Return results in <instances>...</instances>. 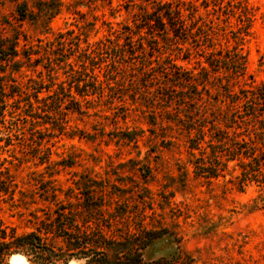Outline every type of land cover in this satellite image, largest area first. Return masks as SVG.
I'll return each mask as SVG.
<instances>
[{
	"label": "rangeland",
	"instance_id": "1",
	"mask_svg": "<svg viewBox=\"0 0 264 264\" xmlns=\"http://www.w3.org/2000/svg\"><path fill=\"white\" fill-rule=\"evenodd\" d=\"M61 1V10L51 18L48 29L33 32L28 22L22 23L21 29L30 41L26 49L43 46L58 34L78 36L80 47L89 45L88 50L106 38H116L122 45L124 34H130L134 43H143L150 67L172 59L182 70L197 74L200 67L208 68V52L231 49L235 45L234 32L239 31L244 37L239 48L246 56V70L239 85L252 90L264 82V0H232L231 4L237 5L232 12L226 9L230 0H169L181 2L186 19L194 8L196 26L212 37L209 42L202 37H197L198 42L192 38L179 41L180 51H156L148 46V28L135 20L139 12L136 4L141 0ZM147 7L150 11V5ZM13 9L14 3L4 0L3 18L13 22ZM23 44L20 41L19 45ZM37 56L33 54L32 58ZM77 56L74 52L68 61L77 66ZM40 64L21 67L20 71L32 78L41 71L47 82V71ZM103 66L93 69L99 81L105 79ZM64 70H56L57 82L67 81ZM20 81L26 85L27 77ZM140 89L146 90L142 85L129 87L123 95L115 93L109 98L111 92L105 88L100 100L90 96L92 104L82 101L83 115L61 108L66 113L62 132L41 110H37L39 117L27 116L26 121L22 115H14L12 120L6 115L5 125H16L20 131L11 132L9 143L0 142V158L6 160L15 184L13 195L0 193V228L7 232L13 229L16 234L29 232L48 210L54 209L55 202L64 212L76 206L79 218L86 216L81 204H97L105 209L100 228L106 235L166 230L145 249V263L264 264V187L251 181L238 191L228 182L230 175L226 172L212 179L211 184L203 178L195 179L184 138L177 137V131L166 127L164 121L148 123L153 103L146 92L139 94ZM49 114L53 116L52 111ZM194 154L199 156L196 150ZM234 164L229 163L228 171ZM238 173L236 168L233 174ZM83 263V259L72 258L55 264ZM0 264L36 263L22 254H12Z\"/></svg>",
	"mask_w": 264,
	"mask_h": 264
},
{
	"label": "trees",
	"instance_id": "2",
	"mask_svg": "<svg viewBox=\"0 0 264 264\" xmlns=\"http://www.w3.org/2000/svg\"><path fill=\"white\" fill-rule=\"evenodd\" d=\"M11 1L14 3L13 22L1 15L4 0H0V142L9 143L11 132L20 131L16 125H5L6 115L11 120L14 115H22L21 119L26 121L27 116L39 117L37 110H41L44 116L54 119L53 123L62 132L66 113L61 108L83 115L86 112L82 110V101L92 104L93 100L88 99L90 96L100 100L105 88L112 98L115 93L120 96L127 88L142 85L146 90L140 89L139 94L146 92L153 103L148 123L155 125L156 120L158 124L164 121L166 127L177 131V137L184 138L192 157L195 179L203 178L211 184L212 179L223 177L226 172L230 175L228 182L238 191L251 181L264 187V82L252 90L239 85L246 70V56L239 48L244 37L239 31L234 32L235 45L231 49L224 53L220 49L211 50L205 58L208 68L200 67L199 72L193 74L175 65L172 59H166V64L158 67H150L143 43H134L130 34H124L122 45L116 38H106L98 40L91 50H88L89 45L80 47L78 36L58 34L43 46L26 49L24 46L30 41L29 35L21 29L22 23L28 22L33 32L48 29L47 24L60 12L63 2ZM133 1L128 0V3ZM231 1L226 3L228 12L237 7ZM180 4L169 0H141L136 4L139 12L135 14V20L148 28L151 49L180 51L179 41L189 38L197 42V37L212 41L201 26H196L197 21L193 20L196 10L192 8L193 12L186 19ZM244 10L247 12V8ZM159 37L165 44L159 43ZM20 41L24 42L22 46ZM74 52H78L77 66L76 62L68 61ZM33 54L39 56L33 59ZM38 64L47 71V82L41 71L37 72L36 78L20 71L21 67ZM102 64L105 79L99 81L93 69ZM57 69H65L67 81H56ZM24 77H27L26 85L20 81ZM146 87L154 89L147 90ZM41 93L45 96H40ZM10 99L14 100L9 103ZM48 99L50 102L46 101ZM35 103L39 105L35 107ZM50 105L53 108L48 109ZM40 145L38 142L37 147ZM231 162L235 164L228 171ZM5 163L6 160L0 158V193L13 195L14 178ZM236 168L239 173L233 174ZM182 185H186V178ZM63 209L55 202L54 209L48 210L29 232L16 234L13 229L7 232L0 228V263L19 253L36 264L67 263L72 258L83 259V264H148L143 261L145 249L167 233L154 229L138 234L106 235L100 228L105 210L101 205L81 204L80 209L86 212L83 218H79L76 206L68 212Z\"/></svg>",
	"mask_w": 264,
	"mask_h": 264
},
{
	"label": "water",
	"instance_id": "3",
	"mask_svg": "<svg viewBox=\"0 0 264 264\" xmlns=\"http://www.w3.org/2000/svg\"><path fill=\"white\" fill-rule=\"evenodd\" d=\"M14 254H19V253H14ZM11 256V255H10Z\"/></svg>",
	"mask_w": 264,
	"mask_h": 264
}]
</instances>
